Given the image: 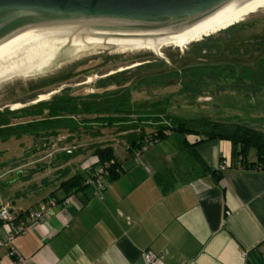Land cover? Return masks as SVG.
Masks as SVG:
<instances>
[{
  "label": "crops",
  "instance_id": "obj_1",
  "mask_svg": "<svg viewBox=\"0 0 264 264\" xmlns=\"http://www.w3.org/2000/svg\"><path fill=\"white\" fill-rule=\"evenodd\" d=\"M227 141L195 142L169 130L142 149H127L117 155L119 173L102 178L100 193L90 184L52 195V214L14 238L19 255L0 246V264H149L146 251L158 256L154 264H258L264 166L250 151L233 156Z\"/></svg>",
  "mask_w": 264,
  "mask_h": 264
},
{
  "label": "rangeland",
  "instance_id": "obj_2",
  "mask_svg": "<svg viewBox=\"0 0 264 264\" xmlns=\"http://www.w3.org/2000/svg\"><path fill=\"white\" fill-rule=\"evenodd\" d=\"M161 52V55H158L148 49L121 51L108 49L105 46H95L91 50L76 54L75 57L69 58L65 62L53 64L49 69L27 76H12L0 82V111L5 107L13 110L10 118L12 123L30 120L35 116L24 117L22 112H19L16 117L15 111L23 108L24 104L39 106L40 102H53L52 100L63 91L47 95V98L42 101L31 103V99L38 97L36 96L38 93L46 94L50 90L55 91L62 86L74 90L77 87L74 83L83 79V75L95 76L115 70L124 72L132 66V69L142 67L139 68L138 73L141 72L140 74L144 73L145 75L163 72L162 80L159 81L162 84L155 86V82L151 81L153 77H141L137 80V84L130 87V102H132L130 104L135 106L128 107L132 108L133 112L125 114L136 126L140 127V124L148 121L143 120L142 123L139 118L154 114L134 112L136 104L138 103L137 107L140 106V103L149 104L154 97H159L157 103L148 106L151 110L173 109L176 114L185 117L205 115L212 120L249 124L264 130V75H259V81L256 79V76L262 73L259 71L258 65L264 62V9L251 13L235 25L191 42L183 48L168 45L164 46ZM158 59L163 61H158ZM88 60L101 62L95 67L86 65L89 66L88 70L76 71V68ZM226 64L234 65L239 71L243 67H252L256 71L258 70L259 73L254 76L255 80L254 77L251 78L255 85L241 90L242 82L236 81V76L229 73L224 67H221L222 72L220 73L214 72L217 69H212L213 72L210 75L203 74L201 76V79L205 80L203 83L206 84V89L205 87L197 89L189 85L191 80H194L195 74H188L185 72V68ZM136 65L139 66L134 67ZM249 82L250 80H245L244 83ZM188 85L190 89L185 90ZM256 85H259V90L258 86L255 87ZM17 102L20 103V106L12 107ZM48 105L42 108H48ZM44 111L47 115L49 114L47 110ZM125 114L116 113V116L122 117ZM85 115L88 118L96 116L91 113ZM74 118L76 122L78 120L85 121L80 115H76ZM60 119H62L60 126L73 127L76 124V122H69L64 118ZM125 121L126 123H117L116 121L112 125H101L98 134L94 132L96 124H92V127L70 130L73 133L70 137H66L67 131L63 128L51 136L38 133L36 136L49 139L48 141L42 140V143L37 141L38 137L34 138L31 134H17L9 138L0 136V205L8 204L12 209L25 210L36 205L43 198L52 195L58 197L63 192L60 182L64 173H67L65 177L76 172L74 169L82 173L83 167L91 164L95 159L92 152L96 145H112L116 155L121 158L127 155L126 135L131 130L139 132L140 128H129L127 126L129 120ZM155 122L152 120L146 122L152 124L146 126L147 132L152 130L151 127ZM46 126L49 128L56 124L47 122L43 124V127ZM189 137L195 140L197 136L189 134ZM67 150H72L73 153L77 150L76 156L68 158ZM255 152L256 150L252 148L250 157H253ZM70 160H73V163L67 164L66 162ZM60 165L61 167H59ZM55 166L59 168L54 173Z\"/></svg>",
  "mask_w": 264,
  "mask_h": 264
},
{
  "label": "water",
  "instance_id": "obj_3",
  "mask_svg": "<svg viewBox=\"0 0 264 264\" xmlns=\"http://www.w3.org/2000/svg\"><path fill=\"white\" fill-rule=\"evenodd\" d=\"M232 0H0V52L37 34L93 25L76 32L130 36L136 41L191 25ZM244 5L251 0H240Z\"/></svg>",
  "mask_w": 264,
  "mask_h": 264
},
{
  "label": "trees",
  "instance_id": "obj_4",
  "mask_svg": "<svg viewBox=\"0 0 264 264\" xmlns=\"http://www.w3.org/2000/svg\"><path fill=\"white\" fill-rule=\"evenodd\" d=\"M263 64L264 62L258 65L259 71H261L262 73H259L258 70L256 71L252 67H243L239 71L237 70V67L231 64L214 66L198 65L187 67L184 70L188 74H195V78H198H194V80H191L190 84L197 89L198 87L200 89H203L204 87L205 89L207 88L206 84L203 83L205 82V80L201 79V76H203V74L210 75V73L213 72L212 69H217L214 72L220 73L222 72L221 67H224L225 70H227L232 75L236 76V81L239 80L240 82H245V80H250L249 83H245V86H248L250 88V86L255 85L251 78H253L256 73H259L258 76H256L257 81H259V75H264ZM255 87H257L258 90L260 88L259 85H256ZM187 89H190V86H187L185 88V90ZM12 111L13 110H10L8 107H5L4 110L0 111L1 137L9 138L17 134L21 135L28 132L33 133V131L36 133L35 135H37L39 130L45 128L43 127V124L45 122H54L56 124V126H50V133L56 134V131L60 128L62 122V119L58 117L59 112L53 109L50 119L34 120L29 123L15 124L12 123L10 120L11 114L13 113ZM64 119L68 120L69 122H74V119L71 117H67ZM98 120H107V117L99 116ZM125 120H129L127 116H115L114 118V121L117 122ZM143 120H148L149 122L151 120L156 121L158 122V125L154 124V126H152V131L147 132L146 126L152 125L151 123H146V125H144L145 123L140 124V127L132 123H128L127 126L129 128H140L139 132H135L136 130H131L126 135V140L128 142L126 146L127 149L131 151L142 149L145 145L151 144L157 141L158 139L163 138L170 130L179 132L184 135L195 134L197 136L194 140L195 142L215 138L228 140L232 144L233 156L237 157L238 159L246 158L248 152L253 148L256 150L255 153L257 155L259 165L264 166V130L259 129L253 125L241 124L233 121L224 122L219 120H212L210 119V117H206L205 115L196 117H185L183 115L176 114L175 112L166 110H163L160 113H154L153 115L148 114L142 116V118H139V121H141L142 123L144 122ZM190 143L193 144V142ZM92 154L95 156V160L86 168H84V171L82 173L75 172L74 174L63 179L60 182L61 188L66 191V193L77 191L79 188H83L87 185H90L91 183L89 182V180L96 178L97 176H100L103 182V179H105L106 177H114L119 173L120 163L118 162V157L115 154L112 145H96ZM105 163L108 164V167L106 169L107 174H105L103 168V165ZM240 163L242 162L240 161ZM243 163L246 167L254 166L253 162L244 161ZM51 197H47L44 200H49ZM23 214L24 213H18L19 216H22ZM255 260L259 262L258 264H264L263 252L257 251Z\"/></svg>",
  "mask_w": 264,
  "mask_h": 264
},
{
  "label": "bare ground",
  "instance_id": "obj_5",
  "mask_svg": "<svg viewBox=\"0 0 264 264\" xmlns=\"http://www.w3.org/2000/svg\"><path fill=\"white\" fill-rule=\"evenodd\" d=\"M240 0L227 2L210 15L193 24L186 25L175 31L129 42L107 43L94 40H77L80 38L94 39H136L130 36L110 35L101 33L76 32L78 29L96 27L82 25L55 29L37 34L15 46L0 52V82L12 76H27L51 68L58 64L60 56L75 57L85 50L95 46H105L108 49L121 51L134 49H148L161 55L162 48L168 45L183 48L191 42L203 39L206 36L227 29L243 20L251 13L264 9V0H251L239 5ZM59 57V58H58ZM47 94H40L36 100L47 98ZM20 103H14L17 108Z\"/></svg>",
  "mask_w": 264,
  "mask_h": 264
},
{
  "label": "flooded vegetation",
  "instance_id": "obj_6",
  "mask_svg": "<svg viewBox=\"0 0 264 264\" xmlns=\"http://www.w3.org/2000/svg\"><path fill=\"white\" fill-rule=\"evenodd\" d=\"M67 60H69V58H67L66 55H63V56H60V58L57 61H59L58 63H61ZM98 61L99 60L97 61L94 60L93 62V60H88L87 62L81 64L79 66L80 68L79 67L76 68V71L88 70L89 66H86V65H91L92 67H95V65H98L101 62V61L99 62ZM158 61H163V60L158 59ZM139 65H136L134 67H137ZM67 67L71 68L72 66H67ZM139 68L141 69L142 67H139ZM139 68L137 67V68L132 69V66H131L128 68L129 70H125L124 72L120 70H115V71H109L103 74H98L95 76L83 75V79L74 83V85L77 86L76 88H74V90L66 89V86H62L61 88L55 91L50 90L48 92L49 95L54 94L58 91H63L61 94H59L56 98L52 100L53 102H49L51 103L50 105H48L49 103H46V102H40L38 104L39 106H34V104L33 106L30 104H24L23 108H20V110L15 111V116L17 117L18 113L22 112V116L24 117H34V116L35 117L31 118L30 120H25L22 122H15V124L29 123L34 120L50 119L51 113L54 109L59 112V115H58L59 118H67V117L70 118L71 117L74 119V122H76L75 121L76 119L74 118V116L76 117V115H80L82 116V119L85 120L82 122L81 120H78V122H76V124L73 127L72 126H60L58 130L63 128L67 131L66 137H70L71 135H73L72 131L70 130H74V129L79 130L83 127H88V126L92 127V124L94 125L96 124V126L95 127L93 126V127L95 129L94 132H97L98 134L101 125L115 124L116 121H114V118L116 116V113L125 114V113L133 112L132 108L131 109L128 108V107L133 106L132 104H130L132 103L130 102L131 101L130 87L137 84V80H139L141 77L143 78L153 77L151 81L155 82V86L162 84L161 82H159L160 80H162V73H163L162 71L156 72L153 75H145L144 73L140 74L141 72L138 73V71L140 70ZM241 85H240L241 90H246L249 88L248 86H245L246 84L244 83V81L242 82ZM40 94L38 93L36 96L39 97ZM38 97L31 99V103H33L34 101L35 102L40 101V100H36ZM157 98L154 97L149 104L143 105L142 103H140V106L138 107H137V104H138L137 103L135 107L136 110L134 112L160 113L163 110L174 112L173 109L170 110V109H165V108H157V110H151V108H149L148 106L152 103H157L158 102ZM154 99H155V102H154ZM45 105H48L49 107L43 109L42 107H44ZM44 110H47V113L49 114L47 115L46 113H44L45 112ZM89 113H91L92 115H96V116H92L91 118H88L85 114H89ZM38 116L39 118H36ZM99 116L107 117V120H98ZM124 116L129 117L127 114H125ZM127 122L132 123L131 119H129V121ZM146 122L148 121H145V123ZM117 123H126V121L124 122L118 121ZM83 125H86V126H83ZM155 125H158V122H155ZM50 132H51L50 127L49 128L45 127L42 130H39L38 133L49 134L51 136L52 133ZM25 134H31L34 136V138L36 136L35 135L36 133L34 131L33 133L28 132ZM39 136H42V135H39ZM57 139H60V138H57ZM42 140L48 141L49 139L46 140L45 137L37 138L38 142L42 143ZM71 151L72 150H67L68 158L70 157L72 158L73 155L76 156L77 154L76 153L77 150L74 153ZM69 153H73V154H69Z\"/></svg>",
  "mask_w": 264,
  "mask_h": 264
},
{
  "label": "built area",
  "instance_id": "obj_7",
  "mask_svg": "<svg viewBox=\"0 0 264 264\" xmlns=\"http://www.w3.org/2000/svg\"><path fill=\"white\" fill-rule=\"evenodd\" d=\"M107 167L108 164L105 163L103 165L105 174H107ZM89 182L94 184L96 192L100 193L104 188L100 176L90 179ZM55 203V198L42 201L26 210L22 216H19V212L17 210L14 211L8 204L0 206V246H8V254L11 256L19 255L18 250L13 245L14 238L25 232L29 223L49 217L52 214V206ZM144 255L149 264H154L158 260V256L149 251H146Z\"/></svg>",
  "mask_w": 264,
  "mask_h": 264
},
{
  "label": "clouds",
  "instance_id": "obj_8",
  "mask_svg": "<svg viewBox=\"0 0 264 264\" xmlns=\"http://www.w3.org/2000/svg\"><path fill=\"white\" fill-rule=\"evenodd\" d=\"M44 201H46V200H44Z\"/></svg>",
  "mask_w": 264,
  "mask_h": 264
}]
</instances>
